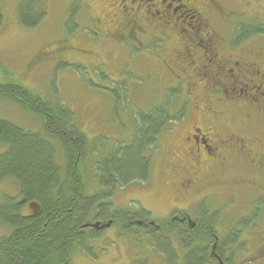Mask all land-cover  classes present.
Here are the masks:
<instances>
[{"label":"flooded vegetation","instance_id":"obj_1","mask_svg":"<svg viewBox=\"0 0 264 264\" xmlns=\"http://www.w3.org/2000/svg\"><path fill=\"white\" fill-rule=\"evenodd\" d=\"M227 1H101L109 34L99 29L97 34L105 38L122 34L135 40L129 41L135 49L143 48L146 39L156 40L161 50L153 58L183 85L175 124L158 138L168 133L167 138L177 139L170 157L160 160L166 172L160 185L163 190L174 186L173 204L158 219L150 215L128 222L138 225L140 235L149 228L180 230L179 240L209 234V264H264V227L245 231L236 224H226L218 231L224 225L220 218L228 203L216 200L221 199V191L235 200L240 191L251 193L250 209H264V51L249 47L248 41H229V36L223 35L236 27ZM248 1L245 11L252 6ZM122 27L127 33L120 30ZM160 145L158 151L164 148ZM188 199H193L189 206H199L208 216L195 217L188 211L191 206L179 205ZM202 199L207 205L202 206ZM233 207L228 206V210ZM242 220L248 226L254 223L251 217L238 221ZM199 227L205 232L194 233ZM240 241L243 250L234 260ZM176 252L179 263L184 264L181 240Z\"/></svg>","mask_w":264,"mask_h":264},{"label":"trees","instance_id":"obj_2","mask_svg":"<svg viewBox=\"0 0 264 264\" xmlns=\"http://www.w3.org/2000/svg\"><path fill=\"white\" fill-rule=\"evenodd\" d=\"M4 1L0 0V26L3 23ZM70 1L64 22L67 31L73 16L76 13L80 16L83 10L82 0ZM249 2H252V6L245 11V0L229 1L228 8L234 13L232 20L236 27L227 33L223 31V35H228L229 41H248L249 47L264 51L260 45L264 38V0ZM48 3L50 0H19L16 8L19 25L23 28L39 26L45 19ZM243 11L247 14H243ZM86 19L92 27L103 30L97 27L101 19ZM120 30L127 31L124 27ZM109 39L120 44H129L133 40L122 34L111 35ZM144 41L139 52L147 49L151 57L157 56L161 50L158 42L154 39ZM67 45L66 39L62 38L54 42L45 51L46 54L43 52L41 58H51L57 50ZM172 79L179 87L174 90L175 98H179V106L182 104L180 87L183 85L177 78ZM0 98L13 100L29 114L36 115L42 123L41 130L33 131L0 118V183L12 180L16 185L15 194L0 195V226L4 229L0 235V264H70L78 250L90 254L89 244L100 239L107 228H114L119 237L137 248L142 246L141 241L152 245L163 257L161 264H180L176 252L180 240L185 246L184 264H209L206 250L210 244L209 234L196 236L195 239L184 236L179 240L180 230L157 231L149 228L143 231L146 236L140 235L138 225L128 221L150 216V213L142 208L132 211L116 208L112 202L116 189L143 182L149 177L152 162L148 153L155 149L161 133L175 121V114L167 105L157 106L147 114L139 115L138 120L144 122L145 128L134 135L131 148L124 151L119 146L110 155L92 162V179L97 188L89 194L83 164L85 158L95 155L96 146H90L80 122L68 106L60 100L53 103L44 99L17 82H0ZM129 154L134 155L132 161L128 159ZM229 200L231 203L232 198ZM26 206L28 209L24 211ZM238 220L233 221L235 227L248 226L246 220ZM108 221H111L109 227L84 226L86 223L103 224ZM198 229L193 232H205L200 227ZM240 243L234 250V260L243 250V243ZM131 264L149 263L134 260Z\"/></svg>","mask_w":264,"mask_h":264},{"label":"rangeland","instance_id":"obj_3","mask_svg":"<svg viewBox=\"0 0 264 264\" xmlns=\"http://www.w3.org/2000/svg\"><path fill=\"white\" fill-rule=\"evenodd\" d=\"M18 1L5 0L2 5L0 82L20 83L53 103L60 100L74 113L90 146H96L95 155L85 158L83 164L87 192L91 194L97 188L92 179V162L110 155L119 146L124 151L131 148L134 135L145 128L144 122L138 120L140 114H147L161 105H167L171 113L176 114L180 104L178 106L179 98H175L174 90L179 87L167 74L169 71L165 70L164 64L156 62L147 49L140 53L131 44L123 42L122 46L97 34L98 29L92 27L86 18L101 19L97 27L106 30L105 10L101 5L105 0H82L83 10L80 16L78 13L73 16L69 31L64 28V22L70 0H50L45 19L35 28L19 25L16 16ZM105 32L109 34L107 30ZM62 38L68 45L57 50L51 58L42 59L41 54ZM260 43L264 47V38ZM0 118L27 130L42 129L41 120L36 115L29 114L10 99L0 98ZM167 137L168 133L165 138L158 139L155 149L148 153L153 168L147 180L116 189L112 199L114 207L142 208L158 219L164 215L167 206L173 204L174 186L163 190L160 185L162 176L166 175L160 160L170 157L177 142L176 137ZM160 144L164 148L160 147L163 150L158 151ZM133 156L129 154L128 159L132 161ZM3 193H16L12 180L0 183V195ZM218 195L221 197L216 199L221 200L219 204L228 201L220 218L224 225L218 231L222 232L226 224H234L233 220L241 217H251L254 222L245 227V231H256L264 226V209H250L251 193L240 191L231 203L224 191ZM191 201L193 199H188L179 205L191 206L188 211L195 217L204 214L199 206H189ZM201 204L207 205L204 200ZM231 205L235 208L228 210ZM27 209L26 206L24 211ZM244 232L243 238H247ZM3 233V226H0V235ZM141 242L142 246L137 248L119 237L114 228H107L100 239L89 244L90 254L78 250L70 264H131L134 260L161 264V253L152 245Z\"/></svg>","mask_w":264,"mask_h":264},{"label":"water","instance_id":"obj_4","mask_svg":"<svg viewBox=\"0 0 264 264\" xmlns=\"http://www.w3.org/2000/svg\"><path fill=\"white\" fill-rule=\"evenodd\" d=\"M110 225V222H107L105 224H100V222L95 223H86L84 226H91L93 228H102V227H108Z\"/></svg>","mask_w":264,"mask_h":264},{"label":"bare ground","instance_id":"obj_5","mask_svg":"<svg viewBox=\"0 0 264 264\" xmlns=\"http://www.w3.org/2000/svg\"><path fill=\"white\" fill-rule=\"evenodd\" d=\"M189 243V242H188Z\"/></svg>","mask_w":264,"mask_h":264}]
</instances>
